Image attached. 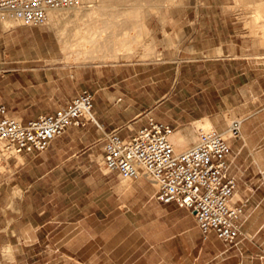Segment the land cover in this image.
Returning <instances> with one entry per match:
<instances>
[{
    "label": "crops",
    "instance_id": "0c3cea01",
    "mask_svg": "<svg viewBox=\"0 0 264 264\" xmlns=\"http://www.w3.org/2000/svg\"><path fill=\"white\" fill-rule=\"evenodd\" d=\"M196 1L170 9L160 30V41L172 45L164 48L166 55L176 59L171 76L158 78L156 70L123 64L95 80L86 78L83 91L94 95L95 119L108 131L121 129L127 136L149 115L179 132L186 140L180 150H186L196 143L198 121L208 120L223 133L220 114L237 110L238 95H250L251 114L242 121L258 132L264 38L261 25L247 26L251 17L263 18L264 9L248 8L263 0ZM24 63L30 61H10ZM10 71L9 116L27 122L72 101L28 91L25 103V93L19 99L14 92L22 70ZM101 139L89 124L69 129L42 154L6 159L0 175V264H247L250 248L262 236L253 226L264 203V134L259 140H228L235 200L244 206L241 235L232 244L203 233L194 215L175 203H160L146 178L127 181L102 167L94 148ZM173 141L180 145L177 136Z\"/></svg>",
    "mask_w": 264,
    "mask_h": 264
},
{
    "label": "built area",
    "instance_id": "2783aa9c",
    "mask_svg": "<svg viewBox=\"0 0 264 264\" xmlns=\"http://www.w3.org/2000/svg\"><path fill=\"white\" fill-rule=\"evenodd\" d=\"M82 0H0V18L26 27L45 26L50 11L79 7ZM146 123L127 136L108 131L94 116V95L83 91L53 114L27 122L8 115L0 104V156L39 155L75 127L93 124L102 135L105 167L127 181L146 178L156 186L157 200L175 203L194 215L203 233L214 232L228 244L241 235L244 206L234 201L237 183L230 177L229 139L241 137L243 121L233 120L228 137L215 128L196 130V143L177 153L171 137L175 129L146 116ZM5 158V157H3ZM9 159V158H7Z\"/></svg>",
    "mask_w": 264,
    "mask_h": 264
},
{
    "label": "rangeland",
    "instance_id": "374dc122",
    "mask_svg": "<svg viewBox=\"0 0 264 264\" xmlns=\"http://www.w3.org/2000/svg\"><path fill=\"white\" fill-rule=\"evenodd\" d=\"M88 1L89 0H82V4L85 6L95 5V8L101 6L105 9L102 10L101 14L96 16L101 20V31L98 29L94 30V32L97 31L98 33L104 31V40L98 54L95 53L97 51L95 47H88L89 53L85 60H83V56L81 57L79 54L82 48L80 49L79 47L76 48L72 46V44L75 43L73 37L76 35V32L71 31V29H74V27L85 28V25H91L96 29L97 25L95 19L86 18L80 22L81 25L70 24L68 20H64L60 21L58 26H56L49 20L47 25L42 27H26L18 22L8 19L2 20L0 18L1 104L6 105L8 108V77L12 74L10 70L18 67L21 68L22 72L18 75L19 80L14 84V92L16 96L19 94V99L23 98L20 94L24 92L25 103L29 102V98L26 96L28 91L37 95L44 94L46 98L51 97L53 94H58L62 99H66L67 97V99L71 101L77 95L78 91L81 92L85 90L86 78L92 77L95 80L100 76L101 72L107 70L108 67L123 64L136 65L141 70H156L158 78L172 75V71L175 70L176 64H172L171 61L176 59L166 55L164 48L172 47V45H166L162 43L163 41H160V30H164V26L169 18L167 13L170 9L181 8L187 6L189 3L194 4L197 2L196 0ZM255 7L264 9V0L260 1L259 5H251L248 8ZM258 18L259 20L255 21L256 17H251L247 27L251 30L256 27V24L261 25V36L264 38V15L263 18L257 17V19ZM251 20H253V22ZM262 44L264 45V42ZM128 45H131V47ZM259 52H264V50H260ZM94 56L99 58L94 59ZM11 60H29L30 63L12 65L10 64ZM21 84H24L26 88H21ZM28 84L34 85V87L27 88ZM236 98L237 110L233 113L220 114V121L223 127L222 131L225 137L229 136L227 134L228 127L234 119L245 121L251 114V111L246 109L252 107L249 106L250 104L247 105L248 102L251 101L252 96L238 95ZM29 107H31V104H25L26 109ZM26 114L28 113L26 112ZM10 116L20 119L17 114H11ZM24 121H26V119ZM205 121L208 120L198 121L195 124L196 128L204 127ZM206 127L207 126L204 128ZM210 127L212 128V126ZM255 127L258 128V132L253 134L252 127L246 126V122H244L241 137L235 140L241 142L245 136L250 139H252L253 136L255 140H259L260 136L264 134V113L259 116L258 125ZM211 128H209V126L207 127V129ZM174 136H177L180 144L177 146L174 141H172L177 153H182L190 148L189 146L188 149L185 148L186 150H180V148L185 145L186 140L180 136L179 132H175ZM102 146L103 145L99 144L94 148L99 152L97 157L101 166L105 168ZM13 156L17 155L14 153L5 155L3 156L5 158L0 156V175L6 172V159ZM17 158L20 159V157ZM9 169L8 167V170ZM259 194L260 193H257L258 198L256 200L258 206L261 204ZM234 201L236 200L234 199ZM257 213V216L259 213L262 216L256 217L258 220H256L253 230H261L262 236H259L261 239L255 241L256 246L250 248V255L246 258L247 264H264V203H262Z\"/></svg>",
    "mask_w": 264,
    "mask_h": 264
},
{
    "label": "bare ground",
    "instance_id": "6f19581e",
    "mask_svg": "<svg viewBox=\"0 0 264 264\" xmlns=\"http://www.w3.org/2000/svg\"><path fill=\"white\" fill-rule=\"evenodd\" d=\"M89 1L91 2V0H89ZM108 7L110 8L109 5H108ZM102 10H105V9H103V7H101V6L95 8V5L94 6L93 5L85 6L84 4L81 3V5L79 7H76V8L58 9V10L50 11V19L49 20H51L52 23H54L56 26H58V23L60 21H64V20H68L70 22V24H80V25H81L80 22L85 20L86 18H92V19L96 20V25H97L96 29H94L91 25H89V26L85 25V28L74 27V29L73 28L71 29V31H73V32L75 31L76 32V35H74V37H73L75 43H73L72 40H71V42L73 43L72 46L76 47V48L79 47L80 49L82 48V50H81V52H79V54H80L81 57L83 56L82 58H83V60H85L87 55H88V53H89V50H88L89 46H93L92 48L95 47L97 49V51L95 52L96 54L99 53V51H100V49L102 47V42L104 40V36H103L104 31H102L100 33H98L97 31L94 32V30H97V29L101 31V28H100L101 20H99V18H97L96 16L101 14ZM80 25H79V27H80ZM131 45H128V46L131 47ZM91 49H90V51H91ZM101 53H102V51H101ZM94 57H95L94 59L99 58L97 56H94ZM91 59H93V58H91ZM15 119H17V118H15ZM18 120L21 121L20 119H18ZM205 122L207 123V124L205 123L206 125L204 123H202V124H204V127L205 126H207V127L209 126V128H211L210 127L211 125H210L209 121H205ZM174 134H175V132H174ZM174 134L172 135V137L174 136ZM227 134H228V131H227ZM172 137H171V142L173 141ZM11 154H13V152H8V155H11Z\"/></svg>",
    "mask_w": 264,
    "mask_h": 264
}]
</instances>
